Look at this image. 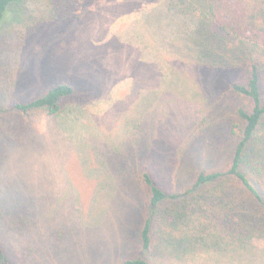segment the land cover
<instances>
[{"label": "rangeland", "instance_id": "1", "mask_svg": "<svg viewBox=\"0 0 264 264\" xmlns=\"http://www.w3.org/2000/svg\"><path fill=\"white\" fill-rule=\"evenodd\" d=\"M178 2L74 1L73 28L60 34L47 0H23L2 25L0 246L10 264H121L146 206L144 171L173 193L227 165L246 103L232 89L238 69L199 51ZM61 82L75 94L57 114L14 108ZM251 246L157 260L264 264V241Z\"/></svg>", "mask_w": 264, "mask_h": 264}, {"label": "trees", "instance_id": "2", "mask_svg": "<svg viewBox=\"0 0 264 264\" xmlns=\"http://www.w3.org/2000/svg\"><path fill=\"white\" fill-rule=\"evenodd\" d=\"M22 1L0 0V29L14 14L20 18ZM47 1L49 19L60 25V34L73 28L70 7L78 0ZM177 4L195 22L199 51L208 57L229 56L237 66L232 89L246 103L238 107L232 124L236 143L225 167L201 169L185 191L173 193L149 171L140 175L146 206L143 215L135 218L132 249L121 264H158L165 251L186 256L200 246H233L243 253L264 241V60L260 58L264 57V0H179ZM74 94L72 84L61 82L28 102L15 103L14 108L57 114ZM0 264H10L1 246Z\"/></svg>", "mask_w": 264, "mask_h": 264}]
</instances>
